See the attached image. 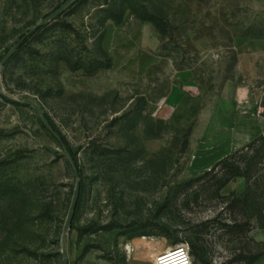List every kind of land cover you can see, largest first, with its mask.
Segmentation results:
<instances>
[{"label":"rangeland","instance_id":"374dc122","mask_svg":"<svg viewBox=\"0 0 264 264\" xmlns=\"http://www.w3.org/2000/svg\"><path fill=\"white\" fill-rule=\"evenodd\" d=\"M67 1L0 0V264H155L195 237L240 264L264 199L231 238L209 220L245 179H193L264 130V0Z\"/></svg>","mask_w":264,"mask_h":264},{"label":"trees","instance_id":"16d2710c","mask_svg":"<svg viewBox=\"0 0 264 264\" xmlns=\"http://www.w3.org/2000/svg\"><path fill=\"white\" fill-rule=\"evenodd\" d=\"M146 20L152 21L160 34H166L167 29L159 18L144 17ZM264 171V135L259 134L252 138L242 146L235 148L229 154L217 160L213 166L206 170L202 175L193 179L194 181H202L199 185V190H196V199L200 195L201 190L211 189L213 193L218 196L219 191L232 179L237 177H243L246 181V188L242 195L238 196L231 194L230 196L224 197L227 200L224 202L225 206L222 207V211L218 216H214L211 220L212 223H218L219 228L222 230V234L237 237L242 235L248 237V233L252 228L251 217L247 216V208L251 205H256L257 198L264 199V180H262L261 172ZM260 180V189L258 196L252 191V183L255 185ZM255 208V207H253ZM259 208V215L262 221V227H264V201H262ZM224 212L238 213L241 219L234 218L230 222L220 221L219 215ZM249 241L254 243L256 246H261L259 249L244 245L240 247H234L229 257L228 262H236L240 264H255L262 257H264V243L254 241L249 238ZM190 253L193 257L192 264H213L208 254V249L204 244L202 238L195 237L190 239L188 242Z\"/></svg>","mask_w":264,"mask_h":264},{"label":"water","instance_id":"95a60500","mask_svg":"<svg viewBox=\"0 0 264 264\" xmlns=\"http://www.w3.org/2000/svg\"><path fill=\"white\" fill-rule=\"evenodd\" d=\"M70 2L67 1L66 3H64L56 12H58L59 10H61L62 8H64V6ZM19 45V42L17 44H15L12 49L2 58L1 60V64H5L7 62V60L14 54V52L16 51V48L17 46ZM23 102L25 103H28L30 105H32L33 107H35V109L38 111V113L40 114V116L42 117L43 121H44V124L46 125V127L53 133V135L59 140L61 141V138L60 136L56 133V131H54V129L51 127L49 121L47 120L43 110L40 108V106L30 100V99H22ZM67 151V150H66ZM72 163L74 164V161L72 160V157L70 155V153L67 151ZM75 167V166H74ZM75 173H76V187H75V191H74V196H73V201H72V204H71V207H70V210H69V214H68V217H67V221H66V224H65V229L68 228V226L70 225L71 221H72V218H73V215H74V211H75V208H76V204H77V201H78V198H79V193H80V181H79V175H78V171L77 169L75 168Z\"/></svg>","mask_w":264,"mask_h":264},{"label":"built area","instance_id":"2783aa9c","mask_svg":"<svg viewBox=\"0 0 264 264\" xmlns=\"http://www.w3.org/2000/svg\"><path fill=\"white\" fill-rule=\"evenodd\" d=\"M155 264H191V253L188 244L179 245L176 250L161 252Z\"/></svg>","mask_w":264,"mask_h":264},{"label":"crops","instance_id":"0c3cea01","mask_svg":"<svg viewBox=\"0 0 264 264\" xmlns=\"http://www.w3.org/2000/svg\"><path fill=\"white\" fill-rule=\"evenodd\" d=\"M261 133H264V130H260V132H259L258 134H261ZM249 139H250V138L246 139V141H244V142H248ZM239 145H240V144H238V146H239ZM238 146H237V147H238ZM229 152H230V150H228L226 153H224V154H222V155H219V156H217V157H215V158L209 160L208 163H211V164L214 163L215 161L219 160V159L222 158L223 156L227 155ZM261 176H262V180H264V171H262Z\"/></svg>","mask_w":264,"mask_h":264},{"label":"bare ground","instance_id":"6f19581e","mask_svg":"<svg viewBox=\"0 0 264 264\" xmlns=\"http://www.w3.org/2000/svg\"><path fill=\"white\" fill-rule=\"evenodd\" d=\"M142 238H143V237H142ZM150 245H152V244H150ZM178 247H179V246L169 247V248H167L166 250H176ZM129 250H130L129 253L131 254V251H133V250H132V247H129ZM166 250H165V251H166ZM162 252H163V251H162ZM159 254H160V253H159ZM159 254H156V255H155V258H156Z\"/></svg>","mask_w":264,"mask_h":264}]
</instances>
